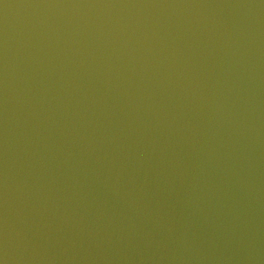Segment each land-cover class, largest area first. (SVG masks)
<instances>
[{
    "label": "water",
    "instance_id": "water-1",
    "mask_svg": "<svg viewBox=\"0 0 264 264\" xmlns=\"http://www.w3.org/2000/svg\"><path fill=\"white\" fill-rule=\"evenodd\" d=\"M0 264H264V0H0Z\"/></svg>",
    "mask_w": 264,
    "mask_h": 264
}]
</instances>
